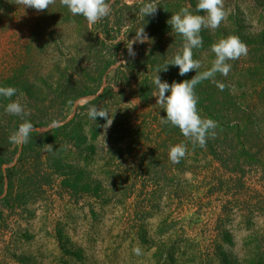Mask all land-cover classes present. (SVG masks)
<instances>
[{
	"label": "rangeland",
	"instance_id": "374dc122",
	"mask_svg": "<svg viewBox=\"0 0 264 264\" xmlns=\"http://www.w3.org/2000/svg\"><path fill=\"white\" fill-rule=\"evenodd\" d=\"M109 2L110 16L90 26L60 0L44 11L0 0V86L18 90L12 100L19 99L34 127L71 121L93 100L86 95L108 78L116 81L114 70L128 82L104 104L112 124L100 117L78 122L75 134L60 136L53 150L15 155L10 179L20 195L0 203V264H171L160 236L173 239L175 264H264V0H224L226 18L217 29L204 28L203 46L193 49L198 71H205L220 39L236 35L247 45L246 56L229 61L227 76L217 73L212 84L195 87L219 93L218 123L232 132L228 145L246 151L215 158L207 148L193 149L179 130L176 140L187 144L188 154L178 164L164 148L173 141L155 116L157 97L145 107L137 93L149 87L157 66L169 65L159 73L162 82L183 77L170 65L184 43L167 23L172 15L185 7L206 13L196 11L198 0ZM146 2L155 3L154 15L140 13ZM141 28L143 41L135 39ZM130 41L135 56L128 54ZM9 102L0 97V165L14 152L2 144L14 116L5 111ZM92 126L99 135L88 155ZM81 171L84 179L73 190ZM86 179L89 191L82 190ZM136 247L142 255L134 254Z\"/></svg>",
	"mask_w": 264,
	"mask_h": 264
},
{
	"label": "clouds",
	"instance_id": "9594fccd",
	"mask_svg": "<svg viewBox=\"0 0 264 264\" xmlns=\"http://www.w3.org/2000/svg\"><path fill=\"white\" fill-rule=\"evenodd\" d=\"M55 3L56 0H17V5H23L25 8H33L37 11L47 10ZM60 4L66 7L72 15L83 16L90 26L111 14L109 0H60ZM156 11L157 7L154 2H146L140 8V13L145 17L154 15ZM196 11L204 12L206 15L193 14L185 7L174 13L167 23L171 26L172 31L182 36L184 40L181 52L175 55L170 65L178 66L180 76H185L192 70H195L197 74L191 80L174 81L170 85L166 81L162 82L159 76L161 71L166 72L168 70L169 65H165L163 69L157 66V74L153 80L158 90L153 93V96L157 97V104L161 105L167 114L166 118L161 119V123L177 127L186 140L191 142L193 149L197 146L206 147L208 139L216 137L218 127L215 120L200 115L195 87L202 81L214 79L217 73L227 76L232 67L229 61L238 60L241 56L248 54L247 45L238 36L229 35L211 45V51L215 54L211 67L205 71H198L201 68V62L194 59L193 49L203 46L200 33L204 28L217 29L226 18L227 12L224 8V0H198ZM135 39L141 41L146 39L144 28L138 30ZM134 42L130 41L127 45L130 56H135ZM218 86L223 90L222 84ZM17 91L15 87L0 86V97L10 101L6 105L5 111L8 114L19 116L23 120L18 130L10 135L9 142L26 144L31 133L39 131V129L35 128L29 120L24 119L30 113L25 110L19 99L12 100ZM166 93H170V95H166ZM88 115L90 119L95 121L97 117L107 120V124L111 121L109 111L104 108L92 106L88 110ZM46 147L53 150L52 145H46ZM187 154L188 147L185 143L169 146L168 157L173 164L180 163ZM133 252L136 255H142V250L139 247L134 248Z\"/></svg>",
	"mask_w": 264,
	"mask_h": 264
},
{
	"label": "trees",
	"instance_id": "16d2710c",
	"mask_svg": "<svg viewBox=\"0 0 264 264\" xmlns=\"http://www.w3.org/2000/svg\"><path fill=\"white\" fill-rule=\"evenodd\" d=\"M99 38H100V34H98ZM108 66V65H107ZM118 70H114L115 72V76H118L116 81L114 82L113 79L108 78L106 81V85L104 86L103 81L101 82V85L99 86V88L97 89V91H95L94 93H91L89 95V97H93V100L88 101L85 105L80 106L77 112V115L71 120L68 121L67 120H63V121H51L50 124L47 125H43L40 124L39 127H35V128H49L50 126L53 125H57V124H63L60 127L54 128L46 133H40L38 131H34L31 133L30 139L28 141V143L26 144H14V143H10L9 142V137L12 133H14L16 130H18L19 125L23 122L22 119H20V117L18 116H12L9 120H8V126L5 128V133L3 136V140H2V144L7 146L8 151H14L12 153H10V157L2 164L0 165V203L3 204H11L13 202H17V198L20 195V193L17 191V186L14 185V183L12 182L10 173L13 170V168L15 167H9L10 165L13 164L15 159V155H17L18 153H20L21 156L26 155L29 151H48L49 149L46 147V145H52L57 144L60 139V136L65 137L66 138V132L71 131L72 132V136L75 134V132L77 131V127H78V122H81L82 125L85 124L86 121H89V115H88V110L90 107L92 106H96L98 108H104V104H106V102L110 101L111 99H115L118 96L124 93L123 88H126V85L128 84L127 80L124 77V75L119 77L118 74ZM154 80V78H153ZM153 80L150 81L149 83V87L144 88L142 90H138V97L141 100V102L143 103V105L145 107L150 106V102H154L155 101V96H153L154 92H157L158 90L156 89ZM174 78L171 76H168V78L164 79L163 82H168L170 85L174 82ZM184 80H188L187 77L183 76L181 77V79L177 80V82H183ZM212 79L209 80H205L206 84H212L211 82ZM202 84V83H201ZM198 86V85H197ZM119 88L121 89V92L116 93V89ZM209 86H207L206 89L197 92L195 90V93L198 97V109L200 112V115L202 117L205 118H210L215 120L217 123L219 120H221V115L219 112H217L216 107L220 104L218 102L217 99H219L218 95L219 93H216L215 91H211L210 89H208ZM101 92V93H100ZM100 93V94H99ZM166 95H170V93H166ZM229 99V96H228ZM145 102V103H144ZM155 116L158 118L159 122H161L162 118H166L167 114L164 111V108L162 106L158 107L155 111ZM98 118V117H97ZM21 120V121H20ZM98 120V119H97ZM169 126V129H167V127L165 126L163 128L162 131H164L166 134H169V132L171 133V137L169 139V142L173 141V145L179 144V142L176 140V133L177 131H179V129L177 127H173L171 124H166ZM87 126V124L85 125ZM99 127L96 126L94 128V126L91 127L92 132L89 139L86 137L85 142L87 143L88 141V146L89 149H87V152L89 153L88 155H94V148L90 145L92 142H95L98 135H99ZM229 126L227 124V126L225 125H221L220 123H218V127L216 129L217 135L215 138H210L207 141L206 147L207 150L209 151V153L217 158L220 157L219 155H221V157H228L227 155L230 154L231 152L234 151H246V149L244 147H240L239 149H237L236 147H231L230 145H228L229 143V139L232 138V132L231 130L228 129ZM167 129V131H166ZM233 129V128H232ZM238 129V128H236ZM62 133V134H61ZM64 133V134H63ZM6 137V138H4ZM92 141V142H91ZM227 143V145H226ZM168 144V143H167ZM87 145V144H86ZM14 146L13 150H9L10 147ZM77 147V145H75ZM170 146V145H169ZM165 151H169V149H166ZM198 148V147H196ZM203 149V148H200ZM1 151L2 147H1ZM6 151V150H5ZM90 158L87 157V162H89ZM140 166L141 168L145 169L147 172L146 167H144V164L146 163V161H144L143 159L140 158L139 160ZM240 165V164H238ZM7 167V168H6ZM119 169V166H118ZM135 171V170H134ZM133 171V173H134ZM84 176V172L81 171L80 173L75 175V182L76 184L73 185V190L74 188H78V182L79 180ZM123 179H121V176H116L114 177V179H119L121 181L122 185L126 184V181L124 179V177H122ZM84 178H82L83 180ZM132 179V177H131ZM86 183L83 185L82 190L84 191H89L90 190V183H89V179H86ZM128 183V182H127ZM96 191V190H95ZM17 193L15 199H12V196ZM107 193V192H106ZM106 193L104 194V196H106ZM173 206L171 205V207H169V210L172 211L173 210ZM144 212H146V210H142ZM141 215V214H140ZM167 224V223H166ZM164 226V225H163ZM168 231H170L169 234L173 233L174 230L170 229V228H166ZM168 234V235H169ZM164 237L159 238L160 243L163 245L161 246L163 252H165L166 257L168 258L169 263L171 264H175L176 260L174 258V254H173V247H174V243H173V239H171V236L168 237V239H162Z\"/></svg>",
	"mask_w": 264,
	"mask_h": 264
}]
</instances>
